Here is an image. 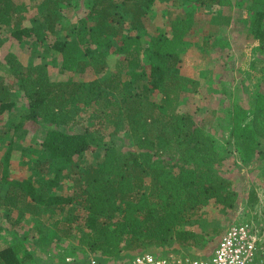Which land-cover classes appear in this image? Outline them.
<instances>
[{
	"label": "trees",
	"instance_id": "obj_1",
	"mask_svg": "<svg viewBox=\"0 0 264 264\" xmlns=\"http://www.w3.org/2000/svg\"><path fill=\"white\" fill-rule=\"evenodd\" d=\"M72 1L38 0L43 21L33 16L26 27L16 2L0 0V47L6 34L35 45L46 46L52 39L46 47L59 55L63 73L92 69L97 75L89 81L72 76L53 80L45 63L25 64L12 53L6 56L13 82L0 78V115L17 105L15 90L24 102L14 115V130L27 121L40 141L27 150L23 177L11 176L13 140L0 161V215L7 225H0V235L9 239L0 248V264H24L29 257L19 256L24 240L18 232L26 216H43L44 226L56 221L62 233L48 240L77 239L101 264L124 263L131 253L147 252L185 251L198 258L220 235V227L206 218V207L213 202L228 213L239 200L237 186L220 168L235 156L245 166L253 162L254 142L264 143V107L252 109L246 129L230 132L228 151L220 154L219 141L181 110L180 97L195 82L179 70L177 20L170 26L175 33L157 32L144 42L142 18L155 0H92L91 23L72 24L70 39L57 37L61 7ZM181 1H199L210 10L233 5L232 0ZM257 25L253 39L264 53V27L261 21ZM106 53L121 57L109 76L103 74ZM80 112L81 131L71 134L67 129ZM226 112L233 126L236 111L229 106ZM5 133L0 131V141Z\"/></svg>",
	"mask_w": 264,
	"mask_h": 264
},
{
	"label": "rangeland",
	"instance_id": "obj_2",
	"mask_svg": "<svg viewBox=\"0 0 264 264\" xmlns=\"http://www.w3.org/2000/svg\"><path fill=\"white\" fill-rule=\"evenodd\" d=\"M14 1L19 7L22 26L30 27L33 16L43 21L39 13L40 9L37 8L38 0ZM259 1L232 0L233 5L230 8L210 10L200 5L199 1L190 3L181 0H155L148 6L142 18L145 31L142 32L141 40L144 42L157 32L172 35L175 32L170 28L171 22L177 20L179 23L181 31L179 32L181 43L177 50L180 57L179 70L184 78L195 82V85L188 86L181 95V110L192 114L207 134L219 141V153L228 151L226 140L231 139V131L234 132L237 127L245 129L248 127L252 109L258 108L259 105V107H264V53L257 50V42L253 39V30L258 26L257 23L261 21L260 28L264 27V0L262 3ZM65 5H62L60 10L57 37L66 35L67 39H70L69 28L72 24L78 27L80 21L85 19L91 23L88 15L92 8V0H73L71 5ZM121 13L124 14L122 11ZM174 24L173 22L172 28ZM8 32L9 30H6L5 33ZM52 41V39L47 41V45ZM46 46L45 44L35 45L29 41L18 43L6 34L4 44L0 47V78L7 84L13 82V79L9 77V67L5 64L6 56L11 53L25 64L45 63L53 80L67 79L72 76V79L89 81L97 77L92 69H88L83 74L63 73L60 70L59 55L55 51H49ZM144 46L146 48L145 43ZM120 59L121 57L106 53L103 74L105 76L113 74ZM13 84H15L13 89L17 88V83ZM224 89L231 92L229 97ZM14 91L12 98L17 99V105L11 112L0 115V131H6L5 139L0 141V161L4 158L10 140H13L15 144L10 172L12 177L17 178L26 174L25 161L31 151L27 150L31 147L36 148L40 140L37 139L36 133L34 134L31 123L27 121L21 128L14 130V125L18 123V118L14 119V115L21 112L23 105V100ZM257 96L262 97L258 100ZM229 106L230 110L233 108L236 111L233 126H230L231 119L226 112ZM81 116L80 112V115L74 119L75 124H71L73 121L70 123L67 129L69 133L74 134L81 131L78 123ZM248 131L250 132L247 130L245 133L246 138L251 139ZM222 138L225 141H222ZM254 140L257 142L259 139ZM254 144L257 146V152L251 164L245 166L235 156L233 159L225 160L223 167L220 168L237 186L239 200L236 208L228 213L220 211L213 202L206 207L205 216L220 227V235L199 251L198 258L211 257L218 240L233 223L242 220L252 221L258 228L264 229V156H260V153L264 152V143L254 142ZM228 154H225V159ZM86 155L87 160L91 161L92 152ZM233 160L237 163L232 164ZM251 198L252 201L249 204L248 199ZM45 221L43 216L39 219L30 216L22 218L23 227L18 232V236L24 240V246L20 249L19 256L29 255L25 258L24 264H62L64 256L67 255L74 256L78 260L92 257L98 261L84 246L78 244L77 239H67L61 244L48 240V236L58 238L62 229L53 220L44 226ZM5 222V217L0 215V225L4 228L7 226ZM8 243V237L0 235V248ZM152 253L159 255L168 253L181 257L189 255L185 251H180L179 254L171 251ZM134 256L136 254L131 253L122 261L128 262ZM116 263L115 261L108 264Z\"/></svg>",
	"mask_w": 264,
	"mask_h": 264
},
{
	"label": "built area",
	"instance_id": "obj_3",
	"mask_svg": "<svg viewBox=\"0 0 264 264\" xmlns=\"http://www.w3.org/2000/svg\"><path fill=\"white\" fill-rule=\"evenodd\" d=\"M264 229L252 221L233 223L218 240L209 258L159 255L151 252L134 256L130 261L116 264H264ZM64 264H101L92 257L78 260L66 256Z\"/></svg>",
	"mask_w": 264,
	"mask_h": 264
}]
</instances>
